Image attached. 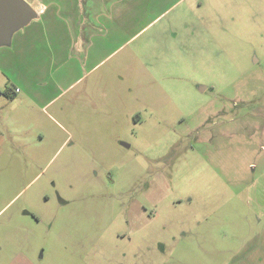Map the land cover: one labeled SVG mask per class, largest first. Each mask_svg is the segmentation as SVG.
I'll return each mask as SVG.
<instances>
[{
    "label": "rangeland",
    "instance_id": "374dc122",
    "mask_svg": "<svg viewBox=\"0 0 264 264\" xmlns=\"http://www.w3.org/2000/svg\"><path fill=\"white\" fill-rule=\"evenodd\" d=\"M200 1L147 32L172 58L85 75L74 123L0 94V264H238L264 232V0Z\"/></svg>",
    "mask_w": 264,
    "mask_h": 264
},
{
    "label": "crops",
    "instance_id": "0c3cea01",
    "mask_svg": "<svg viewBox=\"0 0 264 264\" xmlns=\"http://www.w3.org/2000/svg\"><path fill=\"white\" fill-rule=\"evenodd\" d=\"M28 2L33 3L28 4L36 16L14 31L6 44L0 45V75L9 83L13 98L18 95L19 103L28 99L29 110L41 115L42 121L59 119L70 124L76 119L70 116L72 113L67 116L65 111H75L82 105L79 100L83 89L78 96L73 90L85 75H91L124 48L130 56L146 53L172 58L178 51L177 46L159 47L155 45L159 37H153L154 32L147 36V32L153 27L157 32L162 31L161 34L165 29L174 30L176 26L168 24L170 19L202 3L200 0ZM144 59L141 60L152 63ZM83 65L88 67L87 71L82 69ZM240 249L243 256L238 264H264V232L255 233L251 242L244 240Z\"/></svg>",
    "mask_w": 264,
    "mask_h": 264
},
{
    "label": "water",
    "instance_id": "95a60500",
    "mask_svg": "<svg viewBox=\"0 0 264 264\" xmlns=\"http://www.w3.org/2000/svg\"><path fill=\"white\" fill-rule=\"evenodd\" d=\"M35 16L34 9L25 0H0V45L6 44L11 33L24 27Z\"/></svg>",
    "mask_w": 264,
    "mask_h": 264
},
{
    "label": "flooded vegetation",
    "instance_id": "af4514ba",
    "mask_svg": "<svg viewBox=\"0 0 264 264\" xmlns=\"http://www.w3.org/2000/svg\"><path fill=\"white\" fill-rule=\"evenodd\" d=\"M62 202V200L60 199ZM29 214V213H27ZM119 235H123L122 238H125L126 236L121 233L118 234L116 233V237L118 239ZM129 240V238H128ZM125 251V252H124ZM109 252L112 254V259L116 258V254L119 256V260L115 262L114 264H145V254L147 251H145L142 248H137V251H135L133 254H131L132 257L128 255V250L127 249H119L117 246L112 247L111 249L109 248ZM116 253V254H114ZM137 257V258H136ZM109 261V260H107Z\"/></svg>",
    "mask_w": 264,
    "mask_h": 264
},
{
    "label": "trees",
    "instance_id": "16d2710c",
    "mask_svg": "<svg viewBox=\"0 0 264 264\" xmlns=\"http://www.w3.org/2000/svg\"><path fill=\"white\" fill-rule=\"evenodd\" d=\"M1 95L7 97L8 99H12L13 98V93L10 92V89L7 88L6 90H4L3 92L0 93Z\"/></svg>",
    "mask_w": 264,
    "mask_h": 264
}]
</instances>
